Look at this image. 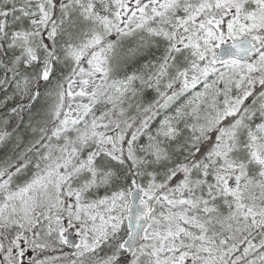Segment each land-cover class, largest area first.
Masks as SVG:
<instances>
[{
	"label": "snow or ice",
	"instance_id": "6c2138e0",
	"mask_svg": "<svg viewBox=\"0 0 264 264\" xmlns=\"http://www.w3.org/2000/svg\"><path fill=\"white\" fill-rule=\"evenodd\" d=\"M0 264H264V0H0Z\"/></svg>",
	"mask_w": 264,
	"mask_h": 264
}]
</instances>
